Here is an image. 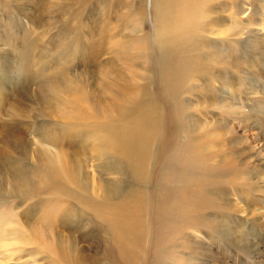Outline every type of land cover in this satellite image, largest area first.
<instances>
[{"label":"rangeland","instance_id":"rangeland-1","mask_svg":"<svg viewBox=\"0 0 264 264\" xmlns=\"http://www.w3.org/2000/svg\"><path fill=\"white\" fill-rule=\"evenodd\" d=\"M61 1L65 0H0V70L5 66L10 71L3 92L0 87V156L9 150L21 166L20 180L33 184L38 195L51 175L48 167L61 169L65 164L75 167L78 182L88 183L93 191L98 181L109 177L100 173L102 157L122 155L107 142V150L101 151L106 121L113 118L121 127L122 120L138 109L134 102L141 94L155 120H170V143L176 144L159 149L158 140H152L143 164L146 209L141 218L146 226L138 231H153L142 243L150 251L149 260L152 264H264V0H204L197 8L194 3L183 8L169 0H129L130 18L108 12L112 7L106 10L101 0L88 8L75 5L85 22L76 33L83 47L96 44L105 33L106 50L87 67L90 55L69 53L64 43L61 34L75 30L65 10L53 6ZM198 12L208 47L234 44L242 54V67L231 66L228 86L219 76L210 80L207 72L194 80L193 67L172 75L164 72L165 49L184 48L180 31L185 27L179 17L197 19ZM112 27L118 29L112 32ZM115 44L116 50L110 48ZM147 51L148 62L142 55ZM219 54L224 55L223 49ZM105 87L113 96L131 88L129 97L117 102L116 114L100 109V98L108 99ZM79 94L82 101L76 98ZM67 99L80 101L84 116L68 115L75 112ZM14 106L24 110L20 116L13 117ZM17 119L19 126L14 124ZM6 123L11 124L9 130ZM95 124L99 125L94 128ZM42 128L53 136L52 143L42 140ZM11 139L15 141L8 143ZM24 142L29 144L25 154ZM17 143L23 144L14 147ZM44 148L51 153H45L47 165L37 160V151ZM117 172L110 177L121 179V188L128 190L130 175L122 169ZM78 191L87 193L85 187ZM68 196L0 193V264L8 259L9 264H60L44 240L19 220L33 210H38L37 219L44 208H57ZM48 225L47 229L51 221ZM83 233L72 230L74 242L57 239L55 245L102 251L94 236L89 241L91 229Z\"/></svg>","mask_w":264,"mask_h":264},{"label":"bare ground","instance_id":"bare-ground-1","mask_svg":"<svg viewBox=\"0 0 264 264\" xmlns=\"http://www.w3.org/2000/svg\"><path fill=\"white\" fill-rule=\"evenodd\" d=\"M96 1L99 0H73L74 5H71V2L65 0L64 2L61 1L53 5L56 6L57 10H65L64 12L67 14L66 19L74 23V33L67 31L66 36L65 34L61 35L63 38L65 37L64 43L69 53L78 54V52H80L79 55L82 56L90 55V60L85 64V67L96 62L103 53V49L106 50V48H104L105 33L102 34L96 44H88L86 47H83L78 42L76 36V33L83 27L82 23H85L81 19L79 13L80 7L88 8ZM101 1L105 3L106 10L108 5L112 7L108 12L115 10L119 12L116 13L120 16L124 15L127 16V18L132 17L133 12L129 0ZM202 1L204 0H169L168 2H177L183 8H189L192 5L191 3H194L193 7L197 8ZM75 5L78 6L79 9H77ZM223 5H226V3H222V6ZM121 8L122 10H120ZM201 16L202 12H198L196 16L197 19H195V17H179L182 23L181 27H185V31H180V41H183L184 48L183 51H173L171 48L165 49L164 59L166 65L164 72L172 75L178 71L186 72V68L193 67L196 71L194 80H198L201 78L202 73L207 72L211 75L209 77L210 80L219 76L224 83L223 86H228L231 83L229 80V74L232 71L231 66H234L236 69L242 67V54L235 51L237 45L234 44L228 47V44L219 43V46L212 44L208 47L206 45L207 38L200 30ZM222 16L223 15H219V17ZM117 29V27L115 29L112 27V32ZM134 34L135 33H133V35ZM128 35L130 37L133 36L131 33ZM1 41L0 38V45H2ZM255 41L257 43V39L254 40V42ZM236 42L239 43V41ZM113 46L114 45L110 48L116 50L117 45L115 44V48ZM141 46L143 49L144 46ZM221 49L224 51L223 56L219 54ZM117 55L119 56L118 53ZM142 55L146 62L151 59L150 51L142 53ZM0 56L3 57L1 49ZM109 61L113 62V59L110 58ZM0 72L2 73L0 74V87L3 92L10 71H6V67L4 66ZM128 79L131 83L133 82L132 78ZM142 89H144V87ZM130 90L131 88L125 87L121 95L114 94L113 96L110 89L105 87L103 91L108 95V99L101 97V100L100 98L98 101L100 109L105 113L116 114L118 111L117 102L121 99L128 98L127 91ZM76 98H80L82 101L84 96L79 94ZM145 99L146 97L141 94L135 99L136 102H134V105H136L138 109L134 110L132 115L122 120L121 127L115 126L116 122L113 118L106 121L107 127L103 128V132L106 135L100 136L101 151L105 152L108 145L109 148L120 152L122 155L117 157H102L104 161H101L98 165L100 173L109 177L98 181V185L94 187L93 191L90 189L88 183L84 181L78 182L79 174L76 172L75 167L65 164L61 169H55L54 167L49 169L48 167L47 173H51V175L49 180L41 187L43 194L38 195L35 192L33 184L23 183L20 180L23 179V176L20 174L21 166L10 154L9 150L0 156L1 194L27 198L42 195H56L59 193L69 195L63 200V203L59 207L56 208L51 205L44 208L37 219H34V217L37 216L38 210H33L32 213L24 214V220H19L23 222L22 225L24 227L32 230L37 236H40L44 240L43 243L47 245L51 254L56 256L60 264H152L148 258L150 251L143 248L142 243L144 242L145 236L151 237L153 235V231H138L140 228L146 226L141 218V212L146 209L144 205L146 189H143L141 186L146 178L143 164L147 159L146 156L149 153L152 140H158L156 142V147H159V149H165L168 144L175 147L176 144L175 140H173L174 143H170V120H155L151 114L150 108H145L149 105V103L143 101ZM66 102H70L74 105L73 111L75 114L68 113V115L75 117L84 116V109L79 107L80 101L72 103L71 99H67ZM13 108V117L20 116L22 111H24L16 106ZM187 116L189 117L188 113ZM176 120L173 121L174 125H176ZM14 124L19 126V120L17 119ZM98 125L99 124H95L93 127L95 128ZM7 126L9 130L11 124L6 123L5 127ZM39 133L43 141L47 143L53 142V136L45 128H42ZM2 140L7 143L4 138ZM14 141V139H11L8 143H13ZM24 143L27 144L26 147H22V152L25 154L29 144L27 142ZM20 144L23 143H17L14 147H19ZM37 152L39 154L37 160H39L40 164L47 165L48 160H46L44 156L46 152L51 154L50 150L44 148ZM125 164L128 165L127 168ZM119 169L127 171L131 177L128 178V190L124 191L121 188V179L118 177L112 179L110 177V175L118 174L117 171ZM105 184L106 186L102 192H100L101 187ZM7 185L11 186L10 190H6ZM83 187L86 189V194H82L78 191L79 188ZM118 198H121V200L117 201ZM49 221H51V227L47 229ZM58 227L64 228L62 233L58 231ZM75 229L81 230V233L86 229H91L89 241H91L94 236L96 242L101 244L100 247L102 251L87 252L82 247L76 245H55L57 239H60L61 242H68L69 240L74 242L71 231ZM64 231H69V233L67 234ZM49 234H51V238ZM10 235H14V229L10 231ZM9 238H12V236ZM162 240L159 242H163ZM5 264H9V259L5 260Z\"/></svg>","mask_w":264,"mask_h":264}]
</instances>
